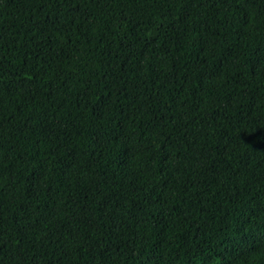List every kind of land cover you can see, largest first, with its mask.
<instances>
[{
  "label": "trees",
  "instance_id": "1",
  "mask_svg": "<svg viewBox=\"0 0 264 264\" xmlns=\"http://www.w3.org/2000/svg\"><path fill=\"white\" fill-rule=\"evenodd\" d=\"M0 264H264V0H0Z\"/></svg>",
  "mask_w": 264,
  "mask_h": 264
}]
</instances>
